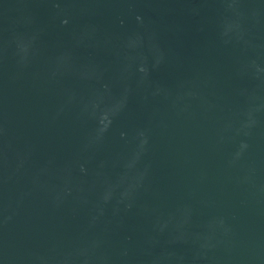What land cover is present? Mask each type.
<instances>
[{
  "label": "water",
  "instance_id": "1",
  "mask_svg": "<svg viewBox=\"0 0 264 264\" xmlns=\"http://www.w3.org/2000/svg\"><path fill=\"white\" fill-rule=\"evenodd\" d=\"M0 264H264V0H0Z\"/></svg>",
  "mask_w": 264,
  "mask_h": 264
}]
</instances>
